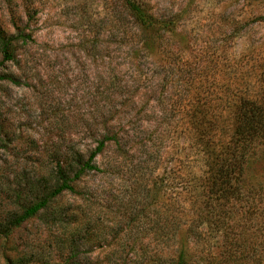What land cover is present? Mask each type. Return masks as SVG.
I'll return each instance as SVG.
<instances>
[{
	"label": "rangeland",
	"instance_id": "rangeland-1",
	"mask_svg": "<svg viewBox=\"0 0 264 264\" xmlns=\"http://www.w3.org/2000/svg\"><path fill=\"white\" fill-rule=\"evenodd\" d=\"M125 1L0 0L12 55L0 39V229L58 184L57 161L74 188L0 236V264H176L179 250L202 263L198 248L189 261L202 174L189 94L262 99L264 0H133L153 31ZM101 139L97 168L79 173ZM253 172L254 214L229 207L240 249L225 258L222 228L201 226L208 264H264V178Z\"/></svg>",
	"mask_w": 264,
	"mask_h": 264
},
{
	"label": "trees",
	"instance_id": "trees-1",
	"mask_svg": "<svg viewBox=\"0 0 264 264\" xmlns=\"http://www.w3.org/2000/svg\"><path fill=\"white\" fill-rule=\"evenodd\" d=\"M133 18L145 31H153L157 27L156 20L148 14L137 2L126 0ZM153 28V29H151ZM149 31V32H150ZM4 60H11L12 55L7 52L8 39L0 36ZM263 73H259L258 80L262 88V99L252 98L247 95H235L232 103L213 104L210 94L192 92L189 94V133L193 141L190 148L201 154L200 161L202 174L194 175V184L191 186L192 201L189 210V261L195 255V249H200L203 256L199 257L201 264H208L206 252L203 247L202 228H222L221 238L230 258L229 253L240 249L243 241V230L229 221L232 205L242 203L241 214L252 216L254 199L261 188L252 174L253 167L257 164L262 168L264 178V61ZM1 78V76H0ZM206 96V97H205ZM115 138L110 135L106 139ZM101 139L93 152L79 167V173L97 168L91 160L104 146ZM55 173L58 184L46 195L39 197L35 202L25 206L21 212L5 223H1L0 236H5L14 227H18L35 213L46 206L48 200L62 191L74 192L69 177L62 165L57 161ZM191 172V171H189ZM78 176V173L77 175ZM254 189L256 195H254ZM231 205V206H230ZM191 225V226H190ZM193 245V246H192ZM192 246V247H191ZM235 247V250H234ZM234 250V251H233ZM178 251L176 264H184V256ZM209 254V253H208Z\"/></svg>",
	"mask_w": 264,
	"mask_h": 264
}]
</instances>
